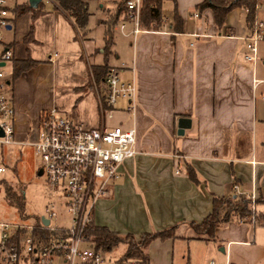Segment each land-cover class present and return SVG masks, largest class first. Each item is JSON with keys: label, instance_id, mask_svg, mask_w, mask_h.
<instances>
[{"label": "crops", "instance_id": "crops-1", "mask_svg": "<svg viewBox=\"0 0 264 264\" xmlns=\"http://www.w3.org/2000/svg\"><path fill=\"white\" fill-rule=\"evenodd\" d=\"M203 1L179 0L182 32L175 29L174 14L163 15L161 30L143 29L136 37L124 36L120 22L112 28L108 67L135 79L137 108L132 114L125 110L127 101L120 100L116 114L128 118L106 123L134 127L137 153L120 165L119 178L97 202L95 226L138 241L176 227L175 239L150 244L148 264H264V224L231 222L217 229L215 240L197 235L191 226L209 217L215 196L256 194L264 199V47L256 65L247 61L251 27L245 19L231 23L230 12L217 29L213 11L199 10ZM87 2L90 19L85 29L53 2L52 11L42 6L36 18L33 11L25 13L33 19L26 28L16 14L6 33L14 49L18 141L35 140L42 114L62 99L67 103L58 108L65 116L89 127L101 124L104 77L97 79L90 68L105 64L106 21L117 0ZM93 3L102 15L94 23L102 27V39L92 34ZM133 28L130 22L128 30ZM29 58L37 64L15 79L14 65ZM182 118L191 126L180 135ZM39 167L36 172L42 176ZM256 206L264 213V203ZM25 214L24 219L29 217ZM41 217L20 223H38ZM120 246L119 257L106 264H120L125 251Z\"/></svg>", "mask_w": 264, "mask_h": 264}, {"label": "built area", "instance_id": "built-area-1", "mask_svg": "<svg viewBox=\"0 0 264 264\" xmlns=\"http://www.w3.org/2000/svg\"><path fill=\"white\" fill-rule=\"evenodd\" d=\"M143 0L126 3L131 19H122L120 31L124 36L136 37L143 29L140 10ZM260 0L256 5L259 11ZM20 0H0V136L1 145L30 144L40 159L39 171L49 190L54 194L46 213L38 223H0V264H106L105 251L98 249L89 232L95 228L97 202L107 193L109 184L118 179L119 167L136 155L137 132L134 127L109 126L120 100H126L125 110L135 114L137 84L127 80L115 68H109L103 78L105 91L101 100V124L89 127L65 116L56 106L42 114L35 140L18 141L16 107L13 93V73L7 71L12 64L14 49L6 39L16 18ZM129 15V16H130ZM165 18H163V21ZM134 28L128 30V24ZM11 26V28H8ZM247 61L256 65L259 44L264 41V21L255 19L246 37ZM3 64V65H2ZM93 82L96 84L94 74ZM6 170L0 166V173ZM236 190L237 186H235ZM256 225V194L251 195ZM66 219V223L60 220ZM49 221V225L43 222ZM50 232L52 239L44 241L36 232ZM120 264H140L128 260Z\"/></svg>", "mask_w": 264, "mask_h": 264}, {"label": "trees", "instance_id": "trees-1", "mask_svg": "<svg viewBox=\"0 0 264 264\" xmlns=\"http://www.w3.org/2000/svg\"><path fill=\"white\" fill-rule=\"evenodd\" d=\"M57 4L59 8L65 11L70 17H72L81 29H85L89 24L90 11L87 0H52ZM128 0H122L119 4V8L115 11L116 22L120 19L129 17L130 11L126 6ZM166 0H143L142 8L140 12V25L142 29L146 30H161L163 28V3ZM176 4L175 12L173 15L174 25L177 32L183 30V18L178 11V0H173ZM258 0H204L198 5L199 10L211 9L213 11L214 21L217 29H221L227 19V15L235 8H244L247 11L245 22L252 28L253 19L255 15L256 5ZM19 4L16 7V14L20 15L26 13L27 10L33 11V17H37L41 13V7L35 8L31 5ZM37 11V12H36ZM40 13H39V12ZM112 17V16H111ZM107 29L105 34V64L100 66H94L93 72L97 79H102L107 73L108 58L111 54V47L113 45L112 40V28L116 25L111 19L106 21ZM33 28H31L30 35H32ZM37 64V61L33 59H27L18 62L14 65V78H18L23 71L30 69ZM5 197L12 205H15L23 217L25 214V198L23 193L15 190L12 185L5 182ZM213 211L209 214L201 224L191 223L192 228L197 235L205 236L210 240L216 239V231L219 227L229 224L231 222H243L248 221L251 223L253 217L252 212V198L251 196L241 195H227V196H215L213 200ZM264 203V199H257L256 203ZM264 216L259 217L262 223ZM260 218V219H259ZM176 227H171L161 232L154 234H146L139 241L133 236L128 235L125 237L120 236L117 233L110 231L107 228L95 227L89 232L90 239L96 244L98 249H102L105 252H111L120 245L125 246V251L119 263H123L128 260H137L140 264H148L149 256L147 250L150 244L157 240L175 239ZM36 236L41 237L44 241H50L52 234L50 232L37 231Z\"/></svg>", "mask_w": 264, "mask_h": 264}, {"label": "rangeland", "instance_id": "rangeland-1", "mask_svg": "<svg viewBox=\"0 0 264 264\" xmlns=\"http://www.w3.org/2000/svg\"><path fill=\"white\" fill-rule=\"evenodd\" d=\"M121 1L122 0H117L116 4H113L112 6L113 8L111 9L112 12L109 15V19H111L112 22H115L116 24L118 23V25L122 19L116 22V18H115L116 12L115 11L119 8V4ZM20 2L25 4L24 7H27V5H33L35 8H39L40 6H43V8L46 11L47 10L52 11L54 7L52 0H20ZM177 4H178L177 6L179 9L180 7L179 0ZM259 4H260L259 11L255 9V15L252 21L253 23L256 18L264 21V0H260ZM175 8H176V4L173 0L164 1L163 15L170 18L171 15L174 14ZM90 9L94 13V15L91 18V22L93 25L92 34L94 37H98L102 39L101 38L102 37L101 31L103 30L102 27H97L94 25L96 20L102 16L101 11L98 7V4L96 5L95 3H93L90 6ZM242 9L244 8L238 7L231 11V14L229 16V20L231 23L236 24V23L244 21L247 13L245 14V16H243V14H241L239 11ZM27 12H29V10H27L26 13ZM190 13L191 11L189 10V6H188L186 15L189 17ZM24 14L19 16V17L22 16V18L20 19V26H22L23 28H26L29 26V23L33 21V19L31 18V14H27L26 16ZM126 19L130 20L131 15L127 17ZM119 34H120V31L117 34V37L119 36V38H121L120 37L121 34L120 35ZM128 41H130L129 38L126 40V42ZM259 46H260L259 49L262 52L261 46L264 47V41L263 43L261 42ZM11 66L12 64L10 63L8 64L6 68L9 73H13ZM90 70L93 71V68H90ZM91 79L93 78L91 77ZM64 103L66 104L67 100L62 99L61 104L64 105ZM61 104L60 102H57V108L62 107ZM115 115H114V118L110 122L112 124H116L118 120H120L121 117H125L126 119L128 118L127 114H116L115 113ZM20 149L22 151H20ZM21 155L23 156L22 158L23 162L19 161V158L21 157ZM38 163H40V159L36 155L35 149L33 147L31 146L14 147L11 145H1L0 144V166L6 168V171L0 174V181L7 182L8 184L12 185V187L15 190H17L20 193H23L25 201H26L25 211L29 213V217L24 219L22 214L17 209V207L9 203V201L5 197V186H4L5 184L0 183V223H20L23 221L32 223L37 220L38 216H44V214L46 213V208L49 205V202L51 200L49 198V195L51 194V197H53L54 194L47 187L45 178L37 175L36 167L38 166ZM61 211L62 210L59 207V214H60L59 222L63 220L65 224H67L66 219L61 218ZM253 216H254V213H253ZM258 216L262 217L264 216V213H262L261 211H258V208L256 206V224L263 225L264 221L262 223L260 220H258L257 219ZM245 222H248V221H245ZM122 251H123L122 247L119 246L117 249H114L112 252L108 253V255L105 253V258L107 259V262L110 263V261H112L111 260L112 258H118Z\"/></svg>", "mask_w": 264, "mask_h": 264}, {"label": "water", "instance_id": "water-1", "mask_svg": "<svg viewBox=\"0 0 264 264\" xmlns=\"http://www.w3.org/2000/svg\"><path fill=\"white\" fill-rule=\"evenodd\" d=\"M32 7H34L33 5H31ZM8 28H11V26H8ZM3 65V64H2ZM191 126V121L187 118H182L179 122V130H178V133L180 135L184 134L185 132V129L187 127H190ZM0 136H3V132L0 131ZM40 174H42V172L40 171ZM43 222L46 224V225H49V221L48 220H45L43 219Z\"/></svg>", "mask_w": 264, "mask_h": 264}]
</instances>
